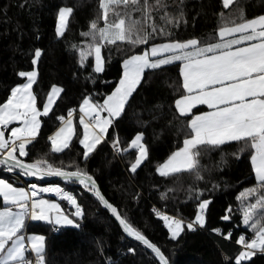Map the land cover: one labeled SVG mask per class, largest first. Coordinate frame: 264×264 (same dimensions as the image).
<instances>
[{"label":"snow or ice","instance_id":"snow-or-ice-1","mask_svg":"<svg viewBox=\"0 0 264 264\" xmlns=\"http://www.w3.org/2000/svg\"><path fill=\"white\" fill-rule=\"evenodd\" d=\"M236 3L238 0H222V7L229 9ZM167 7L165 0H156L154 5L149 0H99L98 15L89 21V30L81 33V36L89 38V42L83 47L72 45L78 52L80 68H91L87 79L95 83V77L105 72L103 48L118 46V42L132 46L148 44L157 33L153 19L155 12L162 11L160 20L175 26L178 18L164 11ZM73 12V7H58L55 17L57 38L64 36ZM134 13H139V17L134 16ZM219 15L222 23L217 29L218 42L198 38L175 39L152 44L150 49L129 55L122 62V72L114 88L101 99H96L91 93L84 95L78 110L69 108L67 118L63 115L56 117L60 127L47 139L51 151L61 153L70 149L75 137L83 149L82 157L85 161L102 144L110 143L115 154L134 152V160L129 162L128 171L137 173L142 165L151 160L149 146L144 142V133L137 132L126 146H122L119 135L110 130L119 127L146 70H163L165 66L179 62V78L182 80L180 87L183 92L175 99L174 107L180 117H185L189 131L182 146H178L162 163L157 164L155 171L161 177L173 178L183 173H195L196 179L200 180L203 177L199 171V157L204 151L236 142V150L225 156L240 159L247 152L256 185L244 189L236 199L242 203L241 223L252 235L238 236L235 243L240 246V250L235 254L234 261L225 256L224 264H255L253 257L264 255V14L247 18L241 7L236 13L225 15L220 12ZM182 17L181 11L179 18ZM101 20L102 26L99 23ZM159 34H165L163 26ZM167 34L171 35L170 32ZM42 51L41 48L34 50L32 70L16 73L23 82L12 86L10 94L0 103V166L9 173L18 170L21 176H57L65 182L78 183L115 218L127 237L150 250L157 264H170L165 252L135 226L126 213L106 198L95 178L86 170L77 166L74 171H68L54 166L43 157L31 163L21 159L29 155L28 146L39 136L41 117H49L54 103L64 91L62 86L52 85L46 100L42 101V108L38 106V93L33 86L38 83L36 65ZM198 105L207 106L209 110L196 114L193 109ZM77 112L78 126L74 125ZM14 124L19 126H12ZM223 163L226 164L227 159ZM190 191L195 192L192 198L197 200L194 218L191 220L168 215L155 207L152 209L155 216L163 221L173 241L178 240L186 230L194 232L206 228V217L212 200L202 198L200 189ZM42 193H51L67 201L75 211L66 213L59 203L43 198ZM139 196L140 193H136L133 199ZM250 196L255 202L244 203ZM0 198L5 205L0 208V264H47L46 236L25 235L23 229L27 220L45 222L56 230L64 226L82 227L80 221L85 215L82 204L78 203L73 192L60 185L40 187L31 184L26 189L0 178ZM166 198L165 193H161V199ZM231 212L229 206L220 219L230 224ZM211 232L222 235L226 240L232 236L230 227H213ZM126 251L133 256L137 254V248L133 246H127Z\"/></svg>","mask_w":264,"mask_h":264},{"label":"trees","instance_id":"trees-1","mask_svg":"<svg viewBox=\"0 0 264 264\" xmlns=\"http://www.w3.org/2000/svg\"><path fill=\"white\" fill-rule=\"evenodd\" d=\"M98 3L99 0H0V103L10 94L12 86L23 82L16 73L32 70L31 59L36 48L43 50L37 64L38 83L34 85L38 93V106L42 108V101L46 100L52 85L64 89L49 113L51 118H41L39 136L28 146L29 155L21 159L31 163L43 157L54 166L68 171H74L77 166L86 170L95 178L106 198L126 213L134 225L165 252L170 264H224L225 256L234 261L235 254L240 250V246L235 243L238 236L252 235L241 223L242 203L236 199L244 189L256 185L254 173L249 171V154H242L240 159L225 156L236 150V143L204 151L199 157V171L203 177L200 180L196 179L195 173H183L173 178L161 177L155 171L157 164L162 163L178 146H182L189 131L185 117H180L174 107L175 99L183 92L180 87L182 80L179 78V63L154 72L146 70L119 127L110 130L119 135L122 146H126L137 132L144 133V142L149 146L151 160L142 165L137 173L128 171L129 162L134 160V152L115 154L110 143L102 144L85 161L82 157L83 149L75 137L70 149L61 153L51 151L47 137L60 126L56 117L63 115L67 118L69 108L78 110L84 95L91 93L96 99H101L109 93L118 82L123 60L129 55L139 54L152 44L175 39L198 38L215 42L219 38L217 29L222 23L220 12L228 15L238 12L242 7L247 18H253L264 14V0H238L229 9H223L222 0H165L168 7L164 11L178 18L176 25L160 20L162 11L155 12L153 19L157 33L148 44L132 46L118 42V46L103 48L105 72L98 74L96 82L92 83L87 79L91 68H80L78 52L72 45L83 47L89 42V38L81 36V33L89 30V21L98 15ZM149 3L154 5L156 0H149ZM59 6L73 7L74 12L64 36L57 38L55 17ZM181 11L183 17L179 18ZM133 15L139 17V13ZM99 23L103 25L102 20ZM162 26L165 34H159ZM201 111L197 109L194 113ZM78 120L77 112L76 126ZM224 159H227L226 164L223 163ZM0 178L8 179L16 186H28L31 183L58 184L73 192L78 203L82 204L85 215L80 221L81 228H62L58 233L52 227L40 223L26 228V233L46 236L47 264H157L150 250L127 237L112 215L78 183L63 180L33 182L19 175V172L6 173L3 166H0ZM195 189L202 190V198L212 200L206 217V228L194 232L186 230L178 240L173 241L163 221L155 216L152 209L158 207L185 221L191 220L194 218L197 200L192 198L195 192L190 190ZM136 193H140V196L133 199ZM161 193H165L167 198L161 199ZM254 202L251 196L244 201ZM61 203L66 213L73 212L67 202ZM229 206L232 209L230 224L220 219ZM2 207L4 205L0 198ZM213 227H230L231 238L226 240L222 235L211 232ZM127 246L136 247L137 254L133 256L127 253ZM253 260L255 264H264V255H257Z\"/></svg>","mask_w":264,"mask_h":264},{"label":"crops","instance_id":"crops-1","mask_svg":"<svg viewBox=\"0 0 264 264\" xmlns=\"http://www.w3.org/2000/svg\"><path fill=\"white\" fill-rule=\"evenodd\" d=\"M219 37V36H218ZM231 38H233V37H228V39H231ZM219 41V38H218V40H216L215 42H218ZM150 49V48H149ZM176 63H179V62H176ZM176 63H174V64H176ZM36 68H37V65H36ZM34 87V86H33ZM62 94V93H61ZM59 98H57V100H58ZM57 100H56V102H57ZM56 102L54 103V105H53V108H54V106H55V104H56ZM53 108H52V110H53ZM197 109H202V111H208L209 109L207 108V106H203V105H198L195 109H193V112H194V110H197ZM201 111V112H202ZM51 112V111H50ZM197 114H199V113H197ZM190 116V115H189ZM42 118V117H41ZM74 125H75V116H74ZM12 126H19L18 124H14V125H12ZM11 127V126H10ZM60 127V126H59ZM6 135H7V132H6ZM233 143H236V142H230L229 144H233ZM226 145H228V144H226ZM249 171H251V164L249 163ZM252 172V171H251ZM31 184H37L38 186H40V187H44V186H47V185H41V184H38V183H31ZM31 184H29L28 186H16V185H14V186H16V187H24V188H28ZM56 185H58V184H56ZM61 186V185H60ZM61 187H63V186H61ZM42 196H43V198H45V199H49V200H53V201H55V202H57V203H59L60 205H61V207H62V209L64 210V207H63V205H62V203H61V201H64V200H61L60 198H58V197H56L54 194H51V193H48V194H41ZM2 199V198H1ZM65 202H67V201H65ZM2 203H3V205H4V202H3V199H2ZM68 204V203H67ZM69 205V204H68ZM5 206V205H4ZM69 207L70 208H72L70 205H69ZM72 211L74 212L75 211V209L74 208H72ZM44 224V225H47V226H50V227H52L51 225H49V224H47V223H45V222H42V221H32V220H27L26 221V225H25V228L23 229V232H24V234L25 235H31L30 233H26V228L28 227V225H32V224ZM53 228V227H52ZM61 229L62 228H73V227H71V226H64V227H60Z\"/></svg>","mask_w":264,"mask_h":264},{"label":"water","instance_id":"water-1","mask_svg":"<svg viewBox=\"0 0 264 264\" xmlns=\"http://www.w3.org/2000/svg\"><path fill=\"white\" fill-rule=\"evenodd\" d=\"M17 172H19L17 170ZM29 180L33 181V182H39V183H48V182H52V181H62V178L57 177V176H44L43 178L40 177H34V176H26ZM113 217V216H112ZM114 218V217H113ZM115 219V218H114ZM116 221V220H115ZM117 222V221H116ZM118 223V222H117ZM119 225V224H118ZM126 235V234H125ZM130 238V237H129ZM132 239V238H130ZM134 240V239H132ZM135 241V240H134Z\"/></svg>","mask_w":264,"mask_h":264},{"label":"built area","instance_id":"built-area-1","mask_svg":"<svg viewBox=\"0 0 264 264\" xmlns=\"http://www.w3.org/2000/svg\"><path fill=\"white\" fill-rule=\"evenodd\" d=\"M23 158V157H22ZM5 171V170H4ZM6 173H9V172H7V171H5ZM9 174H14V173H9ZM156 209H158V210H160V211H164V210H162L161 208H158V207H155ZM164 212H166V211H164ZM167 214L168 215H172V214H170V213H168L167 212ZM173 216H175V215H173ZM61 230V228H58V230H54L56 233H58L59 231Z\"/></svg>","mask_w":264,"mask_h":264}]
</instances>
